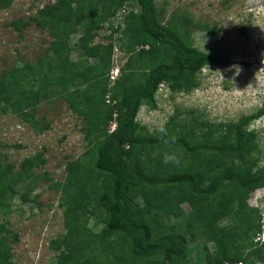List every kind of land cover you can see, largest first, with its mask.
Here are the masks:
<instances>
[{"label": "trees", "instance_id": "trees-1", "mask_svg": "<svg viewBox=\"0 0 264 264\" xmlns=\"http://www.w3.org/2000/svg\"><path fill=\"white\" fill-rule=\"evenodd\" d=\"M156 1L54 0L28 20L12 22L17 32L33 25L47 31L51 44L35 63L1 76L0 116L12 112L42 133L51 123L35 112L59 98L85 120L86 150L67 164L65 180L53 184L66 228L50 244L56 264H264V243L256 240L262 214L247 204L249 194L264 188L263 151L249 130L264 117V104L233 123H212L194 111L178 121L176 109L162 126L165 133L138 121L142 107L158 108L162 85L172 97L191 93L202 71L227 65L197 46L190 18L165 20ZM12 4L0 0V10ZM120 11L124 22L115 26ZM107 26L111 34L96 42ZM115 34L127 61L112 81ZM166 154L179 163L165 164ZM44 155L26 158L19 170L0 159L3 215L13 212L20 191L37 202L35 186L49 179L35 173L46 164ZM225 219L230 223L222 225ZM9 225L7 219L0 224V264H13L19 241ZM194 243L204 261L189 259Z\"/></svg>", "mask_w": 264, "mask_h": 264}, {"label": "rangeland", "instance_id": "rangeland-1", "mask_svg": "<svg viewBox=\"0 0 264 264\" xmlns=\"http://www.w3.org/2000/svg\"><path fill=\"white\" fill-rule=\"evenodd\" d=\"M52 2L54 0H13L10 8L0 10V78L17 66L35 63L46 53L51 44L47 31L33 25L17 32L12 22L28 20ZM156 3L165 20L190 18L197 46L222 57L227 65L202 71L201 85L191 93L172 97L169 89L162 85L156 95L158 108L142 107L138 121L155 131L177 114L176 109L181 112L178 121L185 120L186 115L194 111L196 116H206L212 123L237 122L260 109L264 104V0H157ZM126 13L118 12L115 26L124 22ZM200 26L216 29V33L203 31ZM111 31L108 26L100 31L96 42L109 36ZM118 36H114V66L121 68L127 56L116 41ZM73 58H80V53L74 52ZM35 116L48 120L51 128L38 133L12 112L0 116V159L4 164H12L19 170L26 158L44 152L46 164L36 168L35 173L41 178L46 174L49 177L39 180L34 188L32 198L38 196L37 202L33 203L20 191L11 201L13 212L5 216L6 209L0 211V224L9 220V228L19 235L11 253L13 264H56V253L50 244L62 238L66 228L64 209L60 206L61 192L53 184L65 180L67 164L81 156L87 146L83 133L85 120L74 114L62 99L41 103ZM249 130L256 132L264 166V117L253 122ZM247 198L251 208L264 210V188ZM184 210L188 213L190 205H185ZM229 223L230 220L225 219L222 225ZM262 224L260 234L264 231L263 221ZM90 226L96 232L101 229L92 221ZM197 246V243L190 244L189 257L196 263L204 261Z\"/></svg>", "mask_w": 264, "mask_h": 264}, {"label": "clouds", "instance_id": "clouds-1", "mask_svg": "<svg viewBox=\"0 0 264 264\" xmlns=\"http://www.w3.org/2000/svg\"><path fill=\"white\" fill-rule=\"evenodd\" d=\"M240 71V69L238 68L237 69V73ZM262 118V117H261ZM259 120V119H258ZM256 122V121H255ZM159 131L160 132H162V133H165L166 132V129L165 128H163V127H161L160 129H159ZM174 139V138H173ZM166 143H167V141H165ZM164 163L165 164H168V163H179V160H178V158L176 157V156H174V155H165V157H164ZM262 205H264L263 203H262ZM261 212V214H262V216L264 215V210H261L260 211ZM263 222H264V220H263ZM264 232V231H263ZM262 232V233H263ZM260 234V236H258L257 237V239H258V241L259 240H261V241H264V234Z\"/></svg>", "mask_w": 264, "mask_h": 264}, {"label": "built area", "instance_id": "built-area-1", "mask_svg": "<svg viewBox=\"0 0 264 264\" xmlns=\"http://www.w3.org/2000/svg\"><path fill=\"white\" fill-rule=\"evenodd\" d=\"M204 71H207V70H204ZM120 73V68L119 67H115L113 70H112V74H111V80L114 81L117 77H118V74ZM264 234V232L262 233ZM261 243H264V241H261L259 240Z\"/></svg>", "mask_w": 264, "mask_h": 264}]
</instances>
